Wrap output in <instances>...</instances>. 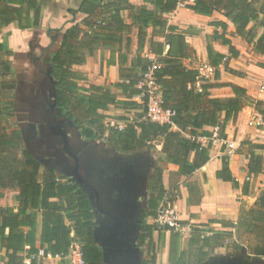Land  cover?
<instances>
[{
  "label": "trees",
  "instance_id": "obj_1",
  "mask_svg": "<svg viewBox=\"0 0 264 264\" xmlns=\"http://www.w3.org/2000/svg\"><path fill=\"white\" fill-rule=\"evenodd\" d=\"M134 5L129 0H82L69 13H84L86 17L73 22L64 29L58 50L50 57H43L50 81L54 117L61 118L60 124H69L78 129L82 140H104L113 150L124 153L149 151L153 153L159 140L166 163L177 166L169 173L170 178L189 176L208 161L210 144L202 146L197 140L200 135L209 136L204 126H217L222 135L227 120L235 119L246 102L254 103L259 110L264 105L259 100L249 99L243 88L231 85V97H209L204 83L195 85L197 71L186 67L183 60L192 56V49L178 27L168 24L164 16L177 7V0H140ZM147 5L152 6L149 8ZM194 13L210 15L213 11L222 13L234 25L236 33L252 46V50L264 54V0H193L185 6ZM42 5L39 0H0V32L2 26L17 19L20 28L39 26ZM127 11L130 23H126L123 12ZM260 15L262 17L260 18ZM260 18V19H259ZM250 23L252 26L248 27ZM259 24L261 33L256 36L253 29ZM136 27L138 40L146 37V28H152V35L163 38V42H149L148 52L156 56L155 61L136 55L126 65L127 52L118 53L120 82L111 83L119 87L125 100H118L107 86L89 83L80 84L84 76L74 70L82 65L87 56L99 44L114 48L121 46L123 35ZM125 44L129 43L126 37ZM224 42L229 43L227 39ZM168 49L164 53V46ZM0 52L11 54L0 42ZM230 52L235 51L230 47ZM208 61L216 66L224 58L208 44ZM108 65L115 64L114 52ZM154 64V81L159 86L163 107L173 111L169 123L158 124L145 118L143 106L134 96L140 94L137 84ZM12 77L11 62L0 59V198L2 190L14 189L13 199L17 206L0 205V249L3 250V264H42L32 257L39 247H44L53 256H64L71 242L80 245L84 264H104L102 252L94 242L95 226L93 204L89 189L74 179L59 176L53 168H46L40 178V162L23 141L19 127L13 121L11 93L15 81ZM121 104L124 109L138 111L135 119L125 120L122 127L106 123L104 113L108 106ZM224 113L223 118L221 114ZM250 151L247 172L258 174L262 170V156L253 149L264 150V144L249 143ZM193 153L192 158L189 154ZM162 167L153 169L152 182L148 187V210L139 218L138 244L147 243V254L152 248L151 238L155 223H146V216L155 217L158 202L166 190L162 183ZM216 177L231 181V173L225 159ZM36 212L41 213L40 234L37 236ZM239 237L246 238L247 248L252 254L264 255V193L248 208H240L236 224ZM24 227H28L24 230ZM170 230L169 264H203L216 246L231 231L213 232L202 235L200 225H192L187 248L179 249V236ZM151 249V250H150ZM28 259V262H25ZM153 263L152 251L146 258Z\"/></svg>",
  "mask_w": 264,
  "mask_h": 264
},
{
  "label": "crops",
  "instance_id": "obj_2",
  "mask_svg": "<svg viewBox=\"0 0 264 264\" xmlns=\"http://www.w3.org/2000/svg\"><path fill=\"white\" fill-rule=\"evenodd\" d=\"M39 1L42 5L39 26L20 28L18 20L15 19L1 28L0 42L4 43L7 50L11 51L10 55L0 52V59L11 62L12 77H7L5 80L18 81L19 78L16 79L18 69L14 63L17 62L16 59L28 58L33 62L34 58L40 57L39 60L42 61L43 57L52 56L60 46L64 29L73 22H78L86 17L84 13L74 15L69 13V9L77 8L82 0ZM129 1L134 5L142 4L140 0ZM164 16L168 24L178 27L184 33L185 41L192 49V56L182 61L186 67L196 69L204 63L210 64L207 53L208 44L215 52L224 56L219 64L214 66L216 70L213 76L201 82V84L207 85L206 91L209 97H231L234 95L231 85H235L243 88L249 99L259 100L264 104V54L252 50V46L236 33L235 27L229 19L217 11H213L210 15H202L194 13L186 7H176L171 12L165 13ZM261 17L262 15H260ZM123 18L126 23H130L127 11L123 12ZM252 25L253 23H250L248 27ZM261 31L262 27L259 24L253 29L256 36ZM146 33L144 39L138 40L136 27H131L130 31L123 35L120 48L118 45L114 48L97 45L92 55L87 56L82 65L74 66V70L85 78L80 84L92 83L107 86L112 93L116 94L118 100H125L126 95L122 94L120 88L111 85V83L121 81L118 53L127 52L126 65H130L131 60L139 54L155 61L156 56L148 52L149 42L151 40L163 42V38L152 35L151 27L146 28ZM126 37H129L127 45L125 44ZM225 39L229 43L224 42ZM230 47L235 51V54L232 55ZM167 49L168 46L165 45L164 53ZM112 52H114L115 64L108 65L107 61ZM13 56L15 57L13 58ZM28 72L32 74V69H28ZM44 77L37 86L32 82H26V86L21 87L16 82L10 98L14 113L13 121L19 127L22 139L29 146L30 152L40 162L39 180L46 168H53L63 179L70 177L73 179V166L70 168L69 165V158H72L63 150L62 138L55 134L53 129L55 124H49L50 115L46 116L47 114L43 113V110L39 113L40 109L31 108L33 104L36 107L43 104L45 90L48 91L51 106L53 104L46 70ZM133 99L139 102L137 96H134ZM22 106L29 110L27 117L25 115L23 117L21 114ZM52 108L56 112L53 106ZM133 111L122 108L119 103L110 105L104 111L108 115L106 123L114 122V124L123 126L125 120L119 117L121 116L119 114ZM223 116L224 113L221 114V118ZM56 118L59 119L56 124H60L61 118ZM60 125H66L61 128L66 134L68 149L78 158L80 175L97 190L100 207L114 215L121 213L128 221L127 233L121 237V231L113 228V220L96 209L94 197L89 190L94 207V242L102 252L104 264H136V259L144 264L148 261L146 258L152 251L155 254V260L153 263L148 261L150 264H169L170 230L153 231L151 238L153 250L150 249L149 254H147L148 239L143 245H139L137 240L140 232L139 218L142 213L148 210V187L150 181L152 182L153 169L156 167L151 164H154L155 158H159L161 161L164 157L160 141H155L157 142L156 150L153 153L149 151L124 153L113 150L104 140H82L79 134L78 139L73 130L75 128L78 133L76 127L69 124ZM214 127L204 126L203 128L209 131L210 135L197 137L202 146L210 144L208 161L189 176L170 178L169 173L176 171L177 166L161 161L164 165L161 178L166 193L158 202L157 207L163 204L174 207L180 222L178 231H175L179 236L180 250L187 248L192 225H200L202 235H210L215 231H231V235L223 238L222 243L213 249L203 264H211L210 259L213 257V253L223 247H229L231 243L233 252L230 254L233 256L212 262V264H264V255L256 256L248 251V240L239 237L236 228L230 226L238 221L240 208H250L264 193V150L253 149L255 153L262 156L261 172L258 174H248L247 172V163L252 150L249 143L264 144V105H260L259 110H256L254 103L246 102L234 120L229 119L225 122L222 135L218 132V138L212 144L208 139L211 137ZM68 132H72V135L68 136ZM230 143L232 144L231 148L228 146ZM34 145L37 146L36 149ZM192 156L193 153H190L189 158ZM144 158L150 164L147 171L141 175L140 169L143 167L141 162ZM223 158L230 170L231 181H224L216 177V172L222 168ZM92 167L106 173L101 175ZM2 192L0 205L16 207L17 203L13 199L16 191L4 189ZM143 192H147V195L140 206V194ZM36 213L35 231L38 236L41 228V213ZM153 218V216H146L144 221L153 223ZM23 229L27 230L28 227ZM158 235L161 237L159 241ZM76 243L79 245L78 242ZM3 255L4 252L0 249V264H3ZM36 260L42 264H66L65 259L59 257ZM25 262H28V259Z\"/></svg>",
  "mask_w": 264,
  "mask_h": 264
},
{
  "label": "built area",
  "instance_id": "obj_3",
  "mask_svg": "<svg viewBox=\"0 0 264 264\" xmlns=\"http://www.w3.org/2000/svg\"><path fill=\"white\" fill-rule=\"evenodd\" d=\"M192 1L193 0H177V7H185L187 3ZM154 67V64L147 66L146 72L143 74L142 79L137 84L138 89H140V94L137 95V97L139 98V103L143 106L145 118L147 120L158 124L169 123L173 111L163 107V99L159 90V86L154 81ZM215 70V67L208 63H204L197 67L195 85L199 87L201 82L213 76ZM109 125L119 128L122 127L119 124H114V122H110ZM218 132L219 128L215 126L212 130L211 137L208 139L212 144H214L217 140ZM228 146L231 148L232 144L230 143ZM153 220L157 227L163 226L167 227L168 229H173L174 231H178L180 226V222L174 207L168 204L158 207ZM32 257L35 259H52L59 257L65 259L66 264H84L80 246L76 242H71L67 253L63 257L58 255L53 256L44 247H39Z\"/></svg>",
  "mask_w": 264,
  "mask_h": 264
},
{
  "label": "rangeland",
  "instance_id": "obj_4",
  "mask_svg": "<svg viewBox=\"0 0 264 264\" xmlns=\"http://www.w3.org/2000/svg\"><path fill=\"white\" fill-rule=\"evenodd\" d=\"M15 56H13V58H14ZM40 59V57L39 58H34V61L33 62H31V60L32 59H28V58H20V59H16V61L17 62H14L15 63V66H17V68L16 69H18L17 70V74L18 75H16V79L17 78H19L18 79V81L16 80V82L17 83H19V85L21 86V87H25L26 86V82H32V83H34V85H36L37 86V84H39L40 83V81H42L45 77H44V74H45V70L47 69V66L45 65V64H43L42 63V61H40L39 60ZM200 66V65H199ZM28 69H32V74H30L29 72H28ZM24 92H26V91H24ZM43 93V92H42ZM45 94L43 95V97H44V102H43V104H40V107H36V106H34V104L31 106V108L33 109V108H37V109H40L39 110V113L43 110V113H45L46 112V116H49L50 115V121H49V124L50 125H52V124H56L58 121H59V119H57L56 117H53L54 116V109L52 108V106H51V104H50V100H49V94H48V91H46L45 90V92H44ZM20 104H22V102H20ZM25 108H27V107H21V114H22V116L23 117H27V115H28V111L29 110H26ZM23 110H25V111H23ZM141 112V110L140 109H138V111H133V112H125V114H119V115H121V116H119V117H128V119H130V120H132V119H135L136 118V116H137V114L138 113H140ZM120 113H124V112H120ZM25 115V116H24ZM118 116V115H117ZM125 122V121H124ZM123 123V122H122ZM62 126V128H63V126H65L66 127V125H61ZM73 130H74V132L76 133H74V135L76 136V138H78L79 139V137H78V133H77V130L75 129V128H73ZM32 132H33V130L32 131H30V133L32 134ZM72 135V132H68V136H71ZM79 141V140H78ZM81 141V140H80ZM156 143L157 142H153L152 143V146H154V145H156ZM36 147L37 146H35L34 145V148L36 149ZM156 160H154V164L152 165L151 164V166H160V167H163L164 165L161 163V161H159V158H155ZM105 163H107L106 161H105ZM141 163H143V167H141V169H140V174L141 175H143V173H145L146 171H147V167L149 168V162L148 161H145V158H144V160H142V162ZM69 165H70V168H72V166H73V161H72V159H70L69 158ZM95 167V166H94ZM93 168V167H92ZM96 168V167H95ZM95 168H93V169H95ZM96 170V169H95ZM97 171V170H96ZM97 172H99L101 175H104L106 172L105 171H103V170H100V171H97ZM143 188V187H142ZM139 190H141V189H139ZM146 195H147V192H143L142 194H140V201H139V205L141 206L142 204H143V202L145 201V198H146ZM163 205H167V204H163ZM162 206V205H161ZM153 223H154V220H153ZM164 230V227L163 226H160V227H157V231L158 232H160V231H163ZM160 236L158 235V241L160 240ZM232 243L229 245V247H226V248H222L221 250H217V252H214L213 253V257H211V264H212V262H217V261H221L223 258H230V257H232L233 255L232 254H230L231 252H233L232 250H233V248H232ZM232 255V256H231ZM136 264H143V263H140V261L138 260V259H136ZM148 262V261H147ZM144 263V264H150L149 262L148 263Z\"/></svg>",
  "mask_w": 264,
  "mask_h": 264
},
{
  "label": "water",
  "instance_id": "obj_5",
  "mask_svg": "<svg viewBox=\"0 0 264 264\" xmlns=\"http://www.w3.org/2000/svg\"><path fill=\"white\" fill-rule=\"evenodd\" d=\"M53 129L55 134L59 135L62 138L63 141V150L71 156V158L73 159V172H72V177L73 179L79 183L80 185H82L83 187L89 189L92 192V195L94 197V206L96 207V209L98 211H100L101 213H104L106 215H108L114 222L113 228L115 230H120V236L124 237L127 233V227H128V221L127 219L121 214L118 213L116 215L109 213L107 211H104L99 204V194L97 192V190L91 186L79 173V169H78V158L72 154L69 149H68V140L66 137L65 132L63 131V129L61 128L60 124H55L53 125Z\"/></svg>",
  "mask_w": 264,
  "mask_h": 264
}]
</instances>
